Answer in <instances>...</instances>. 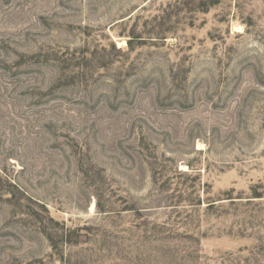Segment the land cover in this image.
<instances>
[{
  "label": "rangeland",
  "instance_id": "1",
  "mask_svg": "<svg viewBox=\"0 0 264 264\" xmlns=\"http://www.w3.org/2000/svg\"><path fill=\"white\" fill-rule=\"evenodd\" d=\"M0 264H264V0H0Z\"/></svg>",
  "mask_w": 264,
  "mask_h": 264
},
{
  "label": "bare ground",
  "instance_id": "2",
  "mask_svg": "<svg viewBox=\"0 0 264 264\" xmlns=\"http://www.w3.org/2000/svg\"><path fill=\"white\" fill-rule=\"evenodd\" d=\"M234 32H236V33H239V32H241V28L240 27H235L234 28V30H233ZM120 45L121 46H125V42L122 40V42L120 41V42H118V46L120 47ZM183 168H185V167H183ZM185 171V170H184ZM91 210H93V208H91Z\"/></svg>",
  "mask_w": 264,
  "mask_h": 264
}]
</instances>
